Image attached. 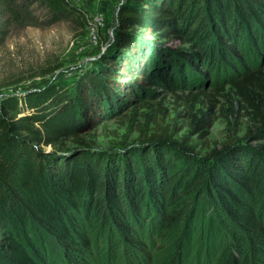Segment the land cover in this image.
Here are the masks:
<instances>
[{
	"label": "trees",
	"instance_id": "16d2710c",
	"mask_svg": "<svg viewBox=\"0 0 264 264\" xmlns=\"http://www.w3.org/2000/svg\"><path fill=\"white\" fill-rule=\"evenodd\" d=\"M29 2L48 22L87 24L68 0ZM19 4L0 0V43ZM117 21L106 53L69 79L0 98V264L89 262L100 235L145 256L143 231L188 232L214 214L264 242V0H121ZM226 86L261 124L254 146L230 140L199 155L161 132L114 150L81 137L149 106L154 88L211 110ZM206 109L190 113L201 136L214 122ZM178 249L165 264H184ZM217 264L240 263L232 249Z\"/></svg>",
	"mask_w": 264,
	"mask_h": 264
},
{
	"label": "rangeland",
	"instance_id": "374dc122",
	"mask_svg": "<svg viewBox=\"0 0 264 264\" xmlns=\"http://www.w3.org/2000/svg\"><path fill=\"white\" fill-rule=\"evenodd\" d=\"M86 16V25L74 28L72 23L60 19L48 22L45 10L29 0H15L19 4L20 16L9 25L0 43V98L11 95H26L39 91L48 84L69 79L80 68L83 61L103 38L113 20L121 0H68ZM170 40V39H168ZM174 46L180 45L173 41ZM149 102V106H135L109 120L104 127L85 132L81 137L87 145L101 149H118L121 144L134 143L142 134L161 132L175 143L184 139L194 145V151L204 155L218 149L230 140L258 143L254 135L261 129L258 121L252 120L241 108L238 98L226 86L222 94L213 95L214 106L206 109L205 101L188 109L177 91H160ZM199 109L214 118L206 128V134L195 130L190 113L199 116ZM67 146L72 145L66 142ZM49 148V147H47ZM208 217L197 218L188 232L179 229L164 236L143 231L148 254L142 256L127 249L123 242L107 235L97 238V245L88 255L89 262L82 264H165L178 256L176 246L184 264H217L233 249L240 264H264V242L240 231L233 223L214 214V222ZM95 237V234H93ZM255 239V240H253Z\"/></svg>",
	"mask_w": 264,
	"mask_h": 264
},
{
	"label": "water",
	"instance_id": "95a60500",
	"mask_svg": "<svg viewBox=\"0 0 264 264\" xmlns=\"http://www.w3.org/2000/svg\"><path fill=\"white\" fill-rule=\"evenodd\" d=\"M117 10L115 11L113 20L111 21L110 25L108 26L106 30V34L103 38H99V42L97 44V47H95L92 51H90L83 61L79 65H77L75 68H79L82 66H85L92 62L93 60L101 57L103 54L106 53V51L109 49V47L112 45V43L115 41V38L117 36L118 32V21H117Z\"/></svg>",
	"mask_w": 264,
	"mask_h": 264
}]
</instances>
